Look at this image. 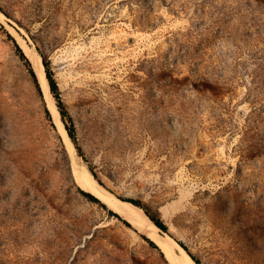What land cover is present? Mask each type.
<instances>
[{"label":"rangeland","instance_id":"obj_1","mask_svg":"<svg viewBox=\"0 0 264 264\" xmlns=\"http://www.w3.org/2000/svg\"><path fill=\"white\" fill-rule=\"evenodd\" d=\"M75 164L200 264H264V0H0V264H168Z\"/></svg>","mask_w":264,"mask_h":264},{"label":"bare ground","instance_id":"obj_2","mask_svg":"<svg viewBox=\"0 0 264 264\" xmlns=\"http://www.w3.org/2000/svg\"><path fill=\"white\" fill-rule=\"evenodd\" d=\"M23 46L24 48L22 51L29 60L33 71H35L37 82L48 101L47 105L53 121L60 129L67 144L70 147H73L72 142L67 136V133L59 119V113L54 104V100L49 93V86L47 80L45 79L41 58L30 46H26L25 43ZM66 147L67 149L69 148L68 146ZM75 170V182L81 190L94 195L101 203L107 206L111 211L118 214L123 220L127 221L139 233L152 240L162 252L168 264H195V262L185 254L181 247L175 244L170 237L161 233L157 227H155V225L148 219L139 207H136L126 201L119 200L110 193L106 192L103 188L97 185L91 173H89L84 166L78 164Z\"/></svg>","mask_w":264,"mask_h":264},{"label":"trees","instance_id":"obj_3","mask_svg":"<svg viewBox=\"0 0 264 264\" xmlns=\"http://www.w3.org/2000/svg\"><path fill=\"white\" fill-rule=\"evenodd\" d=\"M15 48H16V52L18 54V57L24 61L25 65L27 66L28 68V72L30 73L31 77L33 78V80L35 81L36 83V86L37 88L39 89L38 87V84L36 82V78H35V74L33 72V70L31 69L30 67V63L28 61V59L26 58V56L24 55L22 49L15 44ZM42 65H43V68H44V72H45V76H46V79H47V82H48V86H49V91L52 95V97L54 98L55 100V104H56V107H57V110H58V113L60 115V118H61V121L64 125V128H65V131L67 133V136L69 137V139L71 140V142L73 143L76 151L78 152V154L81 156V150L79 148V146L77 145L76 143V135H75V129H74V126L72 124V121H71V118L68 114V112L66 111L62 101H61V98H60V95H59V91H58V86H57V83L56 81L54 80L53 78V73L52 71L50 70V68L48 67L47 63L45 61H42ZM92 176L94 177V179L98 180L96 174H94L92 172V169L89 168ZM100 183V181H98ZM101 184V183H100ZM80 195L84 197V199H86L87 201L91 202V203H94V204H98L100 205L101 207H105V205L103 203L100 202L99 199H97L94 195H92L91 193H88L86 191H83V190H80L79 191ZM120 200L122 201H126L136 207H139L141 208V204L139 201L137 200H133V199H128V198H119ZM108 214L116 217L117 219H119L120 221H122V223L126 226H130V224L121 219V217L116 214L115 212L111 211V210H108ZM145 215L148 217V219L163 233H166L167 232V226L165 225V223L159 218V217H155V216H151L149 215L148 213L145 212ZM142 238L143 240H145L151 247H154V248H157V246L147 237L143 236L142 235ZM177 244L183 248L186 253L191 257V259L196 263V264H200L199 260H197L195 257H193L187 250V248L185 247V245L183 243H181L180 241H176Z\"/></svg>","mask_w":264,"mask_h":264},{"label":"water","instance_id":"obj_4","mask_svg":"<svg viewBox=\"0 0 264 264\" xmlns=\"http://www.w3.org/2000/svg\"><path fill=\"white\" fill-rule=\"evenodd\" d=\"M32 68V67H31ZM33 70V69H32ZM34 72V74H35V71H33ZM44 75H45V72H44ZM35 77H36V75H35ZM45 79H46V76H45ZM47 80V79H46ZM62 123V122H61ZM71 141V140H70ZM90 173V172H89ZM92 175V174H91ZM93 177V176H92ZM93 179H94V177H93ZM95 180V179H94ZM96 181V180H95ZM97 183V182H96ZM97 185L98 186H100L98 183H97ZM101 187V186H100ZM118 199V198H117ZM120 200V199H119ZM145 214V213H144ZM156 227V226H155ZM158 229V228H157ZM159 230V229H158ZM160 231V230H159ZM161 232V231H160ZM161 233H163V232H161ZM163 234H165V233H163ZM166 235V234H165ZM172 240V239H171ZM155 244V243H154ZM177 244V243H176ZM156 245V244H155ZM178 245V244H177ZM157 246V245H156ZM179 246V245H178ZM180 247V246H179ZM184 252H185V254L191 259V257L186 253V251L183 249V248H181ZM192 260V259H191ZM193 261V260H192ZM196 264V263H195Z\"/></svg>","mask_w":264,"mask_h":264},{"label":"crops","instance_id":"obj_5","mask_svg":"<svg viewBox=\"0 0 264 264\" xmlns=\"http://www.w3.org/2000/svg\"><path fill=\"white\" fill-rule=\"evenodd\" d=\"M144 236V235H143ZM146 237V236H145ZM148 238V237H147ZM152 241V240H151ZM153 242V241H152ZM154 243V242H153ZM176 244V243H175Z\"/></svg>","mask_w":264,"mask_h":264}]
</instances>
